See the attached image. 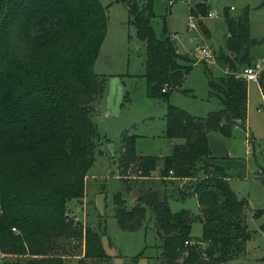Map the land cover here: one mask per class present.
<instances>
[{
  "label": "trees",
  "instance_id": "trees-1",
  "mask_svg": "<svg viewBox=\"0 0 264 264\" xmlns=\"http://www.w3.org/2000/svg\"><path fill=\"white\" fill-rule=\"evenodd\" d=\"M126 3L128 25L144 44L145 93L166 104L165 137L179 140L171 155L160 160L136 153V136H121L118 158L125 192L114 196L115 215L125 232L139 231L150 211L154 218L160 264H227L245 252L250 232L245 224V199L231 190L224 168L210 155L207 135L230 137L245 128L247 83L235 73L252 65L248 9L237 19L226 11V54L218 60L227 74L209 82L220 110L198 118L169 104L191 67L168 38L157 39L151 19L154 0ZM107 8L98 0H0V253L28 256L3 264H64V240L85 239L83 259L107 258L101 235L82 230L66 217V205L84 197V180L94 164L98 131L93 104L104 93V80L94 72L106 36ZM205 3L189 14L206 15ZM203 36L209 35L200 27ZM264 96V73L258 79ZM158 175L163 184L187 180L181 199L194 194L199 217L189 211L172 213L155 192L141 191L139 202L125 208L128 182ZM203 173L202 178L197 174ZM129 175V176H128ZM202 225L191 237L193 222ZM15 229L17 233H14ZM207 247L202 249V245ZM142 253L132 261L136 264ZM79 264H83L80 260Z\"/></svg>",
  "mask_w": 264,
  "mask_h": 264
},
{
  "label": "rangeland",
  "instance_id": "rangeland-1",
  "mask_svg": "<svg viewBox=\"0 0 264 264\" xmlns=\"http://www.w3.org/2000/svg\"><path fill=\"white\" fill-rule=\"evenodd\" d=\"M98 1L107 8L106 36L94 64L95 74L105 85L103 95L93 104L92 121L97 127L98 138L94 141V164L84 180V197L67 203L66 217L82 230L89 227L101 235L107 258L83 259L84 238L62 241L65 253L61 257L64 264H79L80 260L83 264H135L132 259L142 253L136 264H160L161 251L150 211L146 212L139 231H122L117 223L113 200L117 192L125 190L118 169L121 136H136L137 155L155 156L160 160L171 155L172 145L181 141L165 137L166 104L146 96L142 77L144 44L137 39L135 29L128 25L126 3L122 0ZM130 1L139 5L146 3V0ZM199 3H205L207 11L215 12L216 17L206 19L205 15L198 14L197 29L191 30L188 27L189 8ZM244 9H248L249 37L259 42L250 48L253 64L264 58V0H154L151 24L155 37L172 41L177 53L185 58L181 64L191 67L182 86L171 93L170 105L198 118L220 110V102L209 82L216 83L226 70L224 63L218 60L220 54H226L228 39L224 13L237 19ZM200 27L207 29L208 37L202 35ZM205 43L212 45L213 60H200L195 52ZM211 65L216 67L210 69ZM207 138L210 155L226 171L231 190L247 202L244 216L251 236L244 254L227 264H264V96L257 83H247L245 128H236L230 137L213 131ZM158 172L148 179H139L131 173L130 179L123 180L132 187L123 195L125 208L130 210L139 202L141 191H151L167 203L172 213L186 210L193 217H199L196 196L190 194L181 199L179 195V191L185 192L188 181L167 180L163 184ZM202 176L201 172L197 174V178ZM201 235V223L193 222L191 237L197 239ZM27 258V255L4 257L9 263ZM2 259L0 264H3Z\"/></svg>",
  "mask_w": 264,
  "mask_h": 264
},
{
  "label": "built area",
  "instance_id": "built-area-1",
  "mask_svg": "<svg viewBox=\"0 0 264 264\" xmlns=\"http://www.w3.org/2000/svg\"><path fill=\"white\" fill-rule=\"evenodd\" d=\"M173 3L170 1L169 5H172ZM233 10V8H230ZM216 17V13L212 12L211 10H208V12L205 15L206 19H213ZM188 27L191 30L197 29V23H196V17L189 14V21H188ZM195 52L198 54L200 60H213V51L212 47L209 44H203V46H198L195 49ZM228 72L225 70L224 74H227ZM264 73V58H261L254 62L251 66L245 67L239 72L235 73V77L237 79H241L245 81L246 83L254 82L258 84L259 76ZM14 233H17L15 229H12ZM5 255L0 253V259L4 258Z\"/></svg>",
  "mask_w": 264,
  "mask_h": 264
},
{
  "label": "crops",
  "instance_id": "crops-1",
  "mask_svg": "<svg viewBox=\"0 0 264 264\" xmlns=\"http://www.w3.org/2000/svg\"><path fill=\"white\" fill-rule=\"evenodd\" d=\"M107 13V12H106ZM211 45V44H210ZM211 47H212V45H211ZM261 59V58H260ZM259 60V59H258ZM211 66H214V65H211ZM216 66H214V68H215ZM260 89V88H259ZM262 93V92H261ZM246 120H247V118H246ZM246 125V124H245Z\"/></svg>",
  "mask_w": 264,
  "mask_h": 264
},
{
  "label": "water",
  "instance_id": "water-1",
  "mask_svg": "<svg viewBox=\"0 0 264 264\" xmlns=\"http://www.w3.org/2000/svg\"><path fill=\"white\" fill-rule=\"evenodd\" d=\"M210 69H214V66H210Z\"/></svg>",
  "mask_w": 264,
  "mask_h": 264
}]
</instances>
